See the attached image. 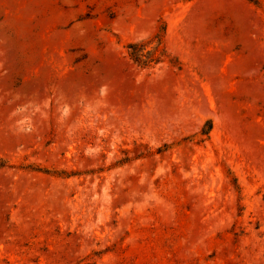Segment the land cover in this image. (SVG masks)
<instances>
[{
	"label": "rangeland",
	"instance_id": "rangeland-1",
	"mask_svg": "<svg viewBox=\"0 0 264 264\" xmlns=\"http://www.w3.org/2000/svg\"><path fill=\"white\" fill-rule=\"evenodd\" d=\"M0 264H264V0H0Z\"/></svg>",
	"mask_w": 264,
	"mask_h": 264
},
{
	"label": "trees",
	"instance_id": "trees-1",
	"mask_svg": "<svg viewBox=\"0 0 264 264\" xmlns=\"http://www.w3.org/2000/svg\"><path fill=\"white\" fill-rule=\"evenodd\" d=\"M131 46H132V44L129 45V47H131Z\"/></svg>",
	"mask_w": 264,
	"mask_h": 264
}]
</instances>
